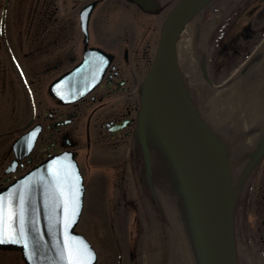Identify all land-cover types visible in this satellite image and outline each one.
<instances>
[{
	"label": "flooded vegetation",
	"instance_id": "1",
	"mask_svg": "<svg viewBox=\"0 0 264 264\" xmlns=\"http://www.w3.org/2000/svg\"><path fill=\"white\" fill-rule=\"evenodd\" d=\"M180 1L0 0V189L68 151L82 172V154L104 148L124 166L121 146L136 127L141 86ZM200 17L210 25L198 58L204 81L222 89L252 76L264 61V0H214ZM232 155L239 176L243 154ZM236 237L264 257V157L239 200ZM115 262L139 264L133 251Z\"/></svg>",
	"mask_w": 264,
	"mask_h": 264
},
{
	"label": "water",
	"instance_id": "2",
	"mask_svg": "<svg viewBox=\"0 0 264 264\" xmlns=\"http://www.w3.org/2000/svg\"><path fill=\"white\" fill-rule=\"evenodd\" d=\"M213 1L179 2L141 86L131 162L143 209L146 264H264V257L236 237L239 199L264 157V61L233 86L220 89L204 81L198 58L210 25L203 28L196 17ZM236 149L245 161L239 176ZM84 195L75 156L49 158L1 189L3 215L12 213L11 224L19 229L22 213L25 235L18 232L19 242L0 248L22 251L27 264H68V249H81L85 264H96L92 245L75 231Z\"/></svg>",
	"mask_w": 264,
	"mask_h": 264
},
{
	"label": "rangeland",
	"instance_id": "3",
	"mask_svg": "<svg viewBox=\"0 0 264 264\" xmlns=\"http://www.w3.org/2000/svg\"><path fill=\"white\" fill-rule=\"evenodd\" d=\"M121 147L119 159L124 160L126 172L124 166L115 161V150L101 149L100 156L82 154L86 197L77 231L85 235L97 250V264H116L119 250L127 251V254L133 251L139 264H146V232L131 162L132 139ZM117 185L123 186L118 189ZM130 201H134L135 206ZM20 261L23 264L19 253L0 251V264Z\"/></svg>",
	"mask_w": 264,
	"mask_h": 264
},
{
	"label": "snow or ice",
	"instance_id": "4",
	"mask_svg": "<svg viewBox=\"0 0 264 264\" xmlns=\"http://www.w3.org/2000/svg\"><path fill=\"white\" fill-rule=\"evenodd\" d=\"M3 207L4 202L0 201V243H4L6 241L11 242H19L17 233L19 232V237H24V228H23V214L21 213L20 227L17 229L13 227L11 221L13 219V214L9 213L7 217L3 215ZM82 250L76 249L72 250L68 249V264H85V261L81 259Z\"/></svg>",
	"mask_w": 264,
	"mask_h": 264
},
{
	"label": "bare ground",
	"instance_id": "5",
	"mask_svg": "<svg viewBox=\"0 0 264 264\" xmlns=\"http://www.w3.org/2000/svg\"><path fill=\"white\" fill-rule=\"evenodd\" d=\"M133 144H134V138L132 139V146H133Z\"/></svg>",
	"mask_w": 264,
	"mask_h": 264
}]
</instances>
